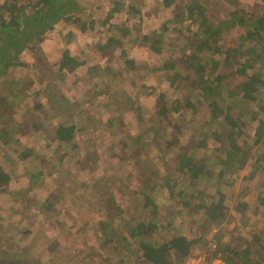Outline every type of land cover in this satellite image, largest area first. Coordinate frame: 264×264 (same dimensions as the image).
Instances as JSON below:
<instances>
[{"label": "trees", "instance_id": "16d2710c", "mask_svg": "<svg viewBox=\"0 0 264 264\" xmlns=\"http://www.w3.org/2000/svg\"><path fill=\"white\" fill-rule=\"evenodd\" d=\"M3 1L0 3V82H4V74L11 66L19 63L26 65V62L20 60L24 50L32 43L42 41L44 34L61 20H71L77 15L75 20L85 29V22L78 16L85 10L82 0H36L30 4H23L21 0ZM111 3L114 4L113 10L105 19L110 24L109 32L105 33L106 40L97 45L99 51L108 58L105 63L97 62L89 68L94 77L100 78L97 85L105 86V90L95 92L97 96L101 95L105 100L109 98L106 95L112 88L119 90L116 94L117 106H114L116 108L113 111L136 112L141 110L137 103L143 96L142 90L130 91L123 88V85L120 86V82L123 73L137 70V62L129 56L122 58V52L118 57L119 65H113L110 60L116 56L115 51L123 47L132 32L127 26L111 23L110 20L115 13L122 11L135 12L137 15L142 9H145V13L151 10L145 0H111ZM163 3L171 8V17L163 23L160 32L142 34L139 29L136 38L127 42L140 44L156 53H169L168 56L163 55L165 58L161 64L151 70L165 75L172 92L161 91L154 98L159 122L158 131L152 137L156 143L154 146L158 147L153 154L154 158L146 149L152 145L147 143L146 138L143 140L144 134L130 136L132 145L133 142L136 143L131 156L149 155L143 159V163L149 164L150 168H142V175L134 188L127 184L130 188L127 198L133 205L132 212L138 215L123 220L125 226L121 222L117 224L112 218L113 215L120 214V210L109 213V221H100V227L96 229L101 239L99 243L102 244L97 255L98 264H120L126 261L124 258L119 263L113 260L119 245L122 252L124 250L133 255L131 264H183L189 255L197 253L195 246L207 238L203 235L190 237L175 233L167 223L156 224L157 216L150 218L141 214L146 213V209L157 213L164 206L166 208L182 204L195 212L201 211L204 221L199 227L205 232L212 225H219L225 220V212L221 207L226 196L223 188L235 184V174L256 154V162L263 163L264 169V0L254 1L252 6L241 0H163ZM28 8H32V11ZM221 8L225 14H219L218 10ZM156 9L157 6L153 11ZM168 29L170 36L173 32L181 34V37L184 34L183 42L173 38V44H167ZM231 30L241 31L237 46L226 44L225 36ZM83 64L85 61L68 50L59 63L58 71L73 73ZM32 66L36 67V63ZM229 67L236 69L228 73ZM233 73L240 76V81L233 88V93L238 97L236 99L240 100L239 104L235 103L234 97L229 101V97L226 98L229 93L226 83ZM44 91L45 88L37 93ZM176 91H182L183 95L171 98V93ZM7 92L8 95L0 92V188L10 189L15 176L13 169L18 160L29 163L25 168V175L33 187L43 175H49V170L45 169L48 161H42L35 152L31 144L33 140L29 143L26 141L33 133L41 134L45 129L43 122L39 121L41 113L44 117L48 114L53 118L58 117L60 112L52 102L53 107L50 105L49 109H45V104L35 99L34 104L28 103L27 115L23 113L17 119L15 113L18 111V101L27 93L25 86L13 80L9 83ZM89 93L94 95V92ZM65 104L68 107V110H63L65 118L60 117L55 121L53 130L51 133L47 132V137L59 145L70 144L75 148V134L81 130V120H77L80 108L78 106L70 110V104H76L72 101ZM186 107L193 113L191 118L203 114V125L196 131L198 133L202 130L201 136L196 140H184L186 144L182 142L183 145H175L173 151L170 148L166 150L167 146L173 145L168 139L171 136L168 125L182 130L184 124L178 125L177 120L182 117L181 111ZM37 109L39 114H35ZM175 114L178 116H174ZM118 116L121 114H109V119L113 120ZM222 118L227 126L225 134L213 126L214 122H223ZM176 132L182 135L181 132ZM216 138L225 149L221 155L216 149H209V141ZM250 139L253 140L252 145L247 143ZM162 141L166 145L163 146ZM253 147H257L256 154L252 151ZM202 148L206 150L207 158L195 156V150ZM211 155H214V161H211ZM65 156L64 153L61 158ZM207 181L208 184L213 182L212 185L216 187L220 196L218 200L215 197L213 199V195L202 187ZM181 183L191 187L190 194L177 188ZM262 186L264 187V181ZM19 195L18 193L16 197ZM259 199L264 204V196ZM51 204L53 207L52 200L47 197L44 206L50 209ZM246 209L247 206L244 205L238 207L240 212H245ZM2 227L0 222V228ZM215 238L218 239L216 249L207 252L208 258L221 257L224 264H264L262 234H253L254 243H248L241 250L235 249L228 240L224 241L221 232L216 231ZM0 264L28 263L23 257L16 261L0 259Z\"/></svg>", "mask_w": 264, "mask_h": 264}, {"label": "rangeland", "instance_id": "374dc122", "mask_svg": "<svg viewBox=\"0 0 264 264\" xmlns=\"http://www.w3.org/2000/svg\"><path fill=\"white\" fill-rule=\"evenodd\" d=\"M145 1L149 4L151 10L149 13H145V9L137 15L135 12L122 11L115 13L110 20L111 23L129 28L132 33L127 41L135 39L139 29L142 34L159 33L163 23L171 17V8L166 6L163 0ZM254 1L261 0H241L244 4H251L250 6ZM1 2L4 1L0 0ZM20 2L30 4L36 0ZM81 2L85 10L78 16L85 22V29L75 20L77 15L71 20H61L44 34L42 41L32 43L24 50L20 60L26 62V65L19 63L11 66L4 74L5 77L2 79L4 82H0V92L6 95L9 94L7 92L9 83L13 80L25 86L27 93L18 101V111L15 113L17 119H20L23 113L27 115V107L34 104L35 99L42 101L45 109H49L52 102L54 108H58L60 112L58 117L53 118L48 114L44 117L41 113L39 121L43 122L45 129L40 132L41 134L33 133L26 141L29 143L33 140L31 144L35 152L42 161H48L45 169L49 170L47 172L49 175H43L37 185L32 187L25 175V168L29 163L18 160L13 169L15 176L10 189L0 188V222L3 225L0 228V259L16 261L25 257L28 264H98L97 255L102 244L99 243L101 239L96 229L100 227V221H109V213L120 210V214H115L112 218L117 224L121 222L125 226L123 220L138 215L132 212L133 205L127 198L130 190L127 184L132 188L138 184L142 168H150L149 164L143 163V159L149 155L154 158L153 154L158 148L154 146L156 143L152 139L159 125L154 98L161 91L172 92V88L162 72L152 71L151 68L160 65L165 58L163 55L168 56L169 53H156L130 41H126L123 47L115 51L116 56L110 59L113 65H119L118 57L122 52V58L129 56L135 59L138 67L137 70L123 73L121 85H118H123V88L126 87L130 91L142 90L143 96L137 103L141 110L124 113H120L119 110L113 111L118 102L116 96L118 89L114 87L107 92L105 95L109 98L105 100L101 95L97 96L95 92L105 90V86L97 85L100 78L94 77L89 67L97 62L105 63L108 58L105 53L99 51L97 45L106 40L105 33L109 32L110 24L106 23L105 19L113 10L114 4L111 0ZM155 6L158 9L153 11ZM28 10L32 11V8ZM218 11L219 14H225L223 8ZM166 32L169 34L170 29ZM240 33V30H231L227 33L226 44L239 45ZM182 37L181 34L173 32L172 36L169 34L166 42L173 44V38L183 42ZM68 50L85 61V64L73 73L59 72V63ZM33 63H36V67L32 66ZM235 69L236 67H229L227 72H233ZM239 81L240 76L233 73L226 83L229 89L226 98L229 97L227 99L229 101L234 97L236 104H239L240 100L236 99L238 97L233 93V88ZM44 88L43 93H37ZM153 91L154 94H151ZM89 92H94V95ZM182 95V91H176L171 93L170 97ZM68 101L76 103L74 106L70 104V110L78 106L80 108L77 120H81L79 124L81 130L75 134V148L70 144L59 145L47 137V132L51 133L55 121L60 117L65 118L66 113L63 110H68L65 104ZM38 111L39 109L35 114H39ZM109 114L121 116L111 120ZM181 114L182 117H179L177 124H184L182 130H176L174 125H168V133L171 134L168 139L173 145L167 146L166 150L170 148V151H173L175 145L186 144L184 140L187 141L189 138L196 140L201 136L202 130L198 133L196 131L203 125L201 116L203 114L191 118L193 113L188 107L182 109ZM213 126L220 132L224 131V134L227 131L224 121L214 122ZM138 133L144 134L143 140L146 138L147 143L152 145L146 148L151 152L149 155L131 156L136 143L133 142L132 145L130 136ZM247 143L252 145L253 140H247ZM162 145H166L164 141ZM208 145L210 150L216 149L220 155L224 153L225 149L217 138L211 139ZM256 148L253 147L252 150L255 154ZM205 151L203 148L197 149L195 156L200 159L207 158ZM64 153L66 156L61 158ZM256 155L235 174L237 180L233 186H224L226 196L221 207L225 212V220L219 225L214 224L204 232V229L199 227L204 221L201 211L195 212L182 204L166 208L164 206L157 213L146 209V213L140 214L150 218L157 216L156 224L167 223L175 233L190 237L203 235L207 240L200 241L195 246L194 250L197 253L209 255L207 252L216 249L215 244L218 241L215 238L216 231L223 234L224 241L228 240L227 242H231L235 249L241 250L248 243H254L253 234H262L264 238V204L259 199L264 196L262 186L264 169L263 163L256 162ZM211 156V161H214V155ZM208 183L205 182L202 187L213 195V199L215 197L218 200L220 196L216 187L212 185L213 182ZM177 188L183 190L185 194L191 193V187L186 183H181ZM18 193L20 195L16 197ZM47 197L53 202L50 209L44 206ZM23 200H26L25 204ZM160 202L161 200L159 204ZM240 205L247 206L245 212L238 211ZM174 211L176 213L173 214ZM195 219L197 220L194 221ZM106 250L109 251L108 247ZM132 256L127 251L122 252L119 245L113 260L119 263L121 259L122 261L125 259L126 261L120 264H131Z\"/></svg>", "mask_w": 264, "mask_h": 264}, {"label": "built area", "instance_id": "2783aa9c", "mask_svg": "<svg viewBox=\"0 0 264 264\" xmlns=\"http://www.w3.org/2000/svg\"><path fill=\"white\" fill-rule=\"evenodd\" d=\"M183 264H224L221 257L208 258L205 254L193 253L189 255Z\"/></svg>", "mask_w": 264, "mask_h": 264}]
</instances>
